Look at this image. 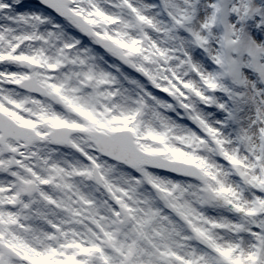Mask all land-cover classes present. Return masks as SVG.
I'll return each instance as SVG.
<instances>
[{
    "label": "snow or ice",
    "instance_id": "obj_1",
    "mask_svg": "<svg viewBox=\"0 0 264 264\" xmlns=\"http://www.w3.org/2000/svg\"><path fill=\"white\" fill-rule=\"evenodd\" d=\"M0 264H264V0H0Z\"/></svg>",
    "mask_w": 264,
    "mask_h": 264
}]
</instances>
